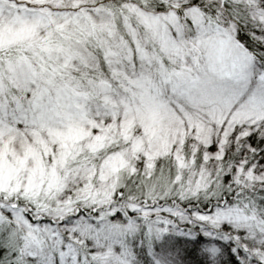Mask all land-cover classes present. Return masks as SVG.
<instances>
[{"label":"snow or ice","instance_id":"6c2138e0","mask_svg":"<svg viewBox=\"0 0 264 264\" xmlns=\"http://www.w3.org/2000/svg\"><path fill=\"white\" fill-rule=\"evenodd\" d=\"M0 264H264V0H0Z\"/></svg>","mask_w":264,"mask_h":264}]
</instances>
